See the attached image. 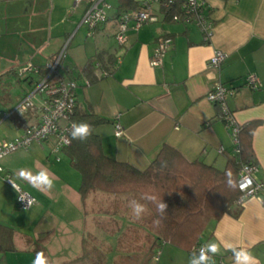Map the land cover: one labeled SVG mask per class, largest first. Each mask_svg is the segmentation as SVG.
Masks as SVG:
<instances>
[{
  "label": "crops",
  "instance_id": "crops-1",
  "mask_svg": "<svg viewBox=\"0 0 264 264\" xmlns=\"http://www.w3.org/2000/svg\"><path fill=\"white\" fill-rule=\"evenodd\" d=\"M49 2V9L47 0L32 3L30 11L37 24L0 28V141L20 136L39 120L40 96L33 99V110L12 111L37 79L33 74L18 75L17 68L28 61L42 66L68 41L65 70H59V77L77 83L75 106L79 111L108 119L95 128L105 154L143 170L160 147L168 145L189 162L197 159L223 169L236 154L219 105L207 99L219 81L239 89L237 95L227 97L237 123L259 122L251 139L257 166L253 177L264 182V0H205V12L213 20L207 41L194 24L173 22L154 8L157 20L138 30L129 29L124 47L114 40L115 17L121 10L89 36L80 21L85 1ZM164 36L172 43L161 64L152 66L157 39ZM214 50L226 55L218 68L208 64ZM118 56L121 60L116 64ZM92 60V75L83 74ZM105 70L109 74L100 76ZM252 73L260 81L256 89L244 85V78ZM115 123L123 130L120 136L115 135ZM61 155L66 156L64 149ZM61 161L62 156L59 161L53 159L50 143L36 142L1 158L0 264H35L36 248L44 254L45 264L71 263L89 247L98 250L101 264H112L121 253L119 247L145 245L144 238L153 239L150 227L135 222L129 214L116 215L114 209L91 202L103 195L107 198L104 193H90L82 200L80 175L76 180L69 172L73 169L70 162L67 166ZM20 169L34 174L47 169L54 187L37 189L19 177ZM7 176L33 195L36 203L26 210L16 208L17 191ZM239 199L221 217L210 219L194 243L165 241L151 259H157L156 264H189L195 247L213 242L221 247L215 264H234L227 244L246 248L264 264V204L256 197ZM113 247L118 250L106 252ZM110 254H114L111 261Z\"/></svg>",
  "mask_w": 264,
  "mask_h": 264
},
{
  "label": "trees",
  "instance_id": "trees-1",
  "mask_svg": "<svg viewBox=\"0 0 264 264\" xmlns=\"http://www.w3.org/2000/svg\"><path fill=\"white\" fill-rule=\"evenodd\" d=\"M139 2L118 0L117 7L121 11L136 9ZM165 17L170 18L168 14H165ZM107 19L109 20V16ZM93 63L92 60L82 69L83 74L92 75ZM63 64L64 60L59 70H65ZM70 119L77 123L87 122L93 127V134L87 141L71 140V143L64 147V154L68 156L71 167L80 175L78 192L82 200L90 193L101 192L120 197V202L123 203L136 199L148 206V212L139 220L133 217L129 204L122 207V211L117 206L112 212L116 215L129 214L131 219L142 226L150 227L155 234L153 239H143L145 245L119 247L121 253L112 264H148L165 241L177 244L186 241L187 244L194 243L210 219L221 217L240 198L241 192L236 183L241 163L246 160L255 163L251 139L252 132L259 123L257 121L242 124L238 132L239 153H235L236 157L223 169L218 170L212 164H205L197 159L189 162L172 146L162 145L149 165L140 170L104 153L95 128L107 123L108 119L81 112L77 107ZM229 178L235 183V188L228 186ZM145 193L156 196L157 200L162 198L168 205L167 213L162 219L154 203L141 199ZM157 219H161L159 225L154 223ZM43 234L39 235V239ZM135 237L137 238L136 233ZM130 249H133L132 254L127 253ZM97 251L96 248L89 247L84 250V255L65 264H101ZM37 253L39 251L36 248L33 251L35 261ZM102 264L108 263L104 261Z\"/></svg>",
  "mask_w": 264,
  "mask_h": 264
},
{
  "label": "built area",
  "instance_id": "built-area-1",
  "mask_svg": "<svg viewBox=\"0 0 264 264\" xmlns=\"http://www.w3.org/2000/svg\"><path fill=\"white\" fill-rule=\"evenodd\" d=\"M85 1L84 11L80 21L86 28V33L91 36L95 29L108 19V10L111 8L107 0H73L74 4ZM154 8L161 13L168 14L173 22H180L184 25L194 24L195 27L203 35V39L209 40L213 28V20L210 14L205 12V0H141L138 8L126 9L120 11L116 16V27L114 40L119 46L124 47L127 43V33L129 29L138 30L139 27L146 23L157 20L154 14ZM68 41L55 54L52 60L43 63L42 66L28 61L17 68L18 75H36L34 86L25 95L20 98L12 111L16 113H24L35 108L36 95L40 96L37 109H39V120L34 125H30L24 129L22 134L10 140L0 141V160L12 151L28 148L32 143L46 144L50 143V153L55 161L60 160V152L65 144L62 138L70 139V129L73 121L70 119L75 111L77 83L72 79L59 77V67L64 60V54ZM172 41L169 37L164 36L157 39V44L153 50L151 65H160L165 52L170 47ZM226 55L220 50H214V53L208 59L209 66L218 68L221 66ZM121 57L116 58V64L119 63ZM108 71L101 72L102 77L108 75ZM89 84L87 80L84 81ZM259 78L252 73L244 78V85L256 89L260 85ZM239 93V89L232 85H225L219 81L213 84L211 90L207 94V99L219 105L222 112L223 124L231 136L233 148L236 154L239 153L238 148V132L242 125L237 123L233 112L228 109L227 97L234 96ZM115 135L120 136L123 130L118 123L114 124ZM257 166L246 160L239 167L237 178L238 189L241 192L239 201L246 197H256L264 204V182H256L254 173ZM3 170L0 164V173ZM6 181L13 186L16 185L17 198L15 207L20 210H26L36 203V198L23 191L21 187L10 181L9 176L5 177ZM243 186V187H241ZM201 246L195 247L194 252H198Z\"/></svg>",
  "mask_w": 264,
  "mask_h": 264
},
{
  "label": "clouds",
  "instance_id": "clouds-1",
  "mask_svg": "<svg viewBox=\"0 0 264 264\" xmlns=\"http://www.w3.org/2000/svg\"><path fill=\"white\" fill-rule=\"evenodd\" d=\"M93 134V127L87 122H73L70 129V139L62 138L65 144H70L71 140H79L81 142L87 141ZM20 178L32 183L37 189L51 190L54 187V179L47 169H41L38 173H32L27 169H20L18 172ZM230 176V174H229ZM16 188V185L13 184ZM228 186L235 188V183L229 178ZM243 187V186H241ZM141 199L154 203L156 211L159 217L162 219L167 213L168 205L163 202L162 198L157 200V197L148 193H145ZM129 207L132 209V215L135 219L139 220L143 215L148 212V206L145 203H141L139 200L132 199L129 202ZM161 219L154 221L159 225ZM225 249L232 253L234 264H259V261L252 253L246 248H238L234 245L227 244ZM221 247L217 243L209 242L202 245L198 252H193L189 258V264H215L214 257L220 254ZM35 264H45L44 254L37 253V259Z\"/></svg>",
  "mask_w": 264,
  "mask_h": 264
},
{
  "label": "rangeland",
  "instance_id": "rangeland-1",
  "mask_svg": "<svg viewBox=\"0 0 264 264\" xmlns=\"http://www.w3.org/2000/svg\"><path fill=\"white\" fill-rule=\"evenodd\" d=\"M41 0H0V28L5 27L8 25L9 27L19 24H28V25H35L37 24V18L33 17V13L31 10L32 3L38 2V5ZM46 1V0H45ZM138 1V0H137ZM107 3L110 5V9L107 11L108 16L111 17L114 15V13L118 10V0H107ZM47 6L48 9L50 7V2L47 0ZM40 9H38V6L35 8L36 12H39ZM41 19H44V17H41ZM47 20V19H46ZM45 21V20H44ZM0 43H1V37H0ZM36 101V100H34ZM62 156V163H65L67 166H69V160L66 156ZM60 156V157H61ZM71 174H74L76 176V180L79 177V173L76 169H70L69 171ZM107 198L99 197V199H91V202L98 201L99 204H102L103 206H107L109 209H115L117 206L122 211V207H125V205L129 203H123L122 198L116 197L114 195L109 196L108 194H105ZM89 200V198H88ZM125 211V210H124ZM126 212V211H125ZM128 213V212H127ZM108 250L117 251L118 247L113 248H106V252L108 253ZM116 258L118 256H115ZM109 258L111 261L114 258V254H110ZM157 259H151L148 264H156ZM101 261V260H100ZM110 264V262H108Z\"/></svg>",
  "mask_w": 264,
  "mask_h": 264
}]
</instances>
